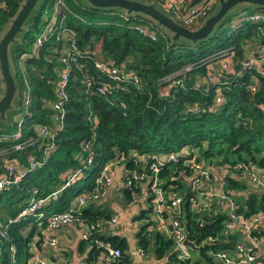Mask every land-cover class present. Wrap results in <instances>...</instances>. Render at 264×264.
I'll use <instances>...</instances> for the list:
<instances>
[{
	"label": "trees",
	"instance_id": "obj_1",
	"mask_svg": "<svg viewBox=\"0 0 264 264\" xmlns=\"http://www.w3.org/2000/svg\"><path fill=\"white\" fill-rule=\"evenodd\" d=\"M23 1L0 0V35L18 12ZM175 1L187 7L198 5L203 0ZM65 3L71 11L66 26L75 32L77 48L83 54H87L89 50L94 56L110 61V64L124 66L127 71L135 72L143 84L139 89L130 86L128 90L123 91L107 82L105 76H100L93 67L92 59H81L78 63H84L85 66L80 69L78 63L73 64L66 87L68 100L64 103V128L54 136L52 147L49 148L48 140L38 134V128L43 125L52 126V103L55 100L53 82L56 80L57 72L63 67L61 63L63 42L50 40L33 56L25 59L31 104L21 124V138L15 140L13 137L17 131L18 119L7 118V122L0 120V177L8 175L9 165L17 167V174L21 176L15 184L0 191V223L4 225L8 220L17 219L9 224L7 237L0 238V264L21 262L27 264L32 257L31 244L37 232L38 221L34 217L19 218V215L27 207L32 189L36 188L40 195L47 196L60 187L68 175L81 165L83 158L86 157L80 148L82 142H90L93 149V163L87 171V176L78 185L64 190L57 200L47 205L43 209L45 214L63 212L76 195L83 190L91 191L104 165L120 156L130 159L135 155L159 152L166 154L190 147L198 148L200 154L207 160L222 159L230 163L241 162L264 167L263 79L260 91L252 95L246 91L251 72H247L243 77H229L228 85L231 90L224 93L226 103L217 108H212L214 104L212 93L194 90L192 82H187L184 89L179 86L173 87L171 95L167 98H161L158 92L163 78L178 73L185 66L203 60L217 50L235 46L234 57H242L240 45L253 37L256 33L255 25L250 22L241 23L237 30L226 37L224 44L214 49L206 48L208 41L198 42L200 45L194 49L192 44L185 40L171 42V38L165 34H159L156 41H152L135 28L148 24L139 16L126 18L113 9L89 7L81 0H65ZM156 3L161 6L159 1ZM41 16V14L34 16L29 31L20 37L19 42L12 45L11 64L16 66L17 58L22 53L31 51L40 31ZM229 20L230 17L226 22ZM223 26L224 22L219 28ZM261 39L264 41V35ZM205 73V67H201L192 71L190 77L194 79L197 74ZM15 74L18 76L20 90L17 91L14 110L11 112H18L20 117L22 93L27 87L21 75L18 72ZM85 76L99 77L100 81H106L110 85L108 94L105 97L88 95L83 82ZM94 81L97 82L96 79ZM108 99L115 104L111 105ZM120 103L123 104L122 107L119 106ZM197 104L203 109L199 115L186 111L187 107ZM28 138L37 140V143L14 151L16 143ZM30 157H35L41 165L30 170ZM132 167L133 163L130 162L128 168ZM81 183L83 184L79 186ZM229 184L236 189H243L232 180ZM122 194L126 202L131 200L129 193L122 191ZM247 197L246 216L263 209V203L257 205L258 195L249 193ZM100 214L94 212L93 207H87L81 212L87 223L95 224L110 219V217L102 219ZM41 222L44 226L45 221ZM185 225L190 239L198 243L208 236H216L221 229L219 220L202 225L192 222L189 214L185 216ZM95 236L123 251L124 243L116 238ZM137 238L139 246L146 252L153 241V251L157 260L169 257L168 261L174 263L171 241L159 234L150 241L142 232ZM89 244L91 251L88 262L96 260L97 254H100V250L92 243ZM10 247L13 248V253ZM227 248L229 246L226 243L202 247L198 253L202 258L196 259L192 264L209 262L206 255L208 250Z\"/></svg>",
	"mask_w": 264,
	"mask_h": 264
},
{
	"label": "built area",
	"instance_id": "obj_2",
	"mask_svg": "<svg viewBox=\"0 0 264 264\" xmlns=\"http://www.w3.org/2000/svg\"><path fill=\"white\" fill-rule=\"evenodd\" d=\"M51 1L50 8H45L43 11L40 31L32 44L31 51L22 53L17 58L16 66L14 65L15 71L21 75L27 90L22 93V113L18 119L17 131L13 135L15 140L21 138V124L29 112L31 104L30 91L25 76V59L33 56L46 42L61 41L63 42L61 55L63 67L57 72L56 80L53 82L55 100L52 103V126L43 125L38 128V134L48 140L49 148L52 147L54 136L64 128V103L68 100L66 87L73 64H77L81 59H92L93 67L100 76H105L107 82L114 84L116 88L119 85L123 91L128 90L127 88L130 86L139 89L143 84L135 72L127 71L124 66L110 64V61L94 56L89 50L87 54H83L76 46L75 32L65 24L68 14L71 13L67 9L65 0ZM150 1H159L169 15L188 29L198 27L213 11L217 3V0H203L198 5L183 7L175 0ZM233 18L230 27L239 26L243 22H250L256 26V33L249 39V41L252 39L255 41L247 46L243 44L240 48L242 57L234 61L235 46H232L226 52L214 53L203 60L185 66L178 73L161 80V88L158 90L161 98L169 97L175 86L184 89L187 82H192L194 90H200L207 84L216 94L213 96L214 104L211 106L217 108L226 103L224 93L231 90L228 78L231 76L243 77L247 72L251 73L246 89L252 94L260 91L261 79L264 80V41L261 39V36L264 35V23H260L264 22V9H257L255 13L249 15L240 13ZM138 29L141 34L149 37L152 41H155L160 34L149 23ZM258 29H262V32L260 33ZM77 66L80 69L85 64L78 63ZM201 67H205V75L197 74L192 79L190 73ZM199 77L202 78L199 79ZM83 82L88 95L95 94L105 97L110 89V85L104 80L100 81L99 77L85 76ZM110 103L111 105L115 104ZM119 106L122 107L123 104L120 103ZM186 111L192 114L196 112L197 114L193 115H199L203 109L201 106L195 105L187 107ZM123 115L125 116V113ZM36 143L37 140L28 138L16 143L13 149L20 151L27 146H34ZM80 148L86 155L81 165L68 175L60 187L47 196L40 195L36 188L32 189L28 205L21 211L19 218L34 217L38 221L37 226H43L41 221H45L46 228L43 232L46 236L47 231L60 229L70 224L85 226L81 236L82 241L88 245L92 243L103 255L100 262L94 260L87 264H113L123 255L119 248L113 247L95 236H102L106 227H110L113 232H116L119 229L121 218L119 213L111 216L109 220L95 224L87 223L81 216L83 210L106 195L118 169L122 170L121 191L129 193L131 196V200L126 204L129 208L138 209L136 214L138 218L136 222L139 224L138 234L142 232V235L150 240H154V236L159 234L172 242L174 263H170L167 259L169 257H166L161 260L164 264L184 262L192 264L196 259L202 258L196 251L184 245L186 235L198 249L220 243L228 244L229 248L227 249L208 250L206 255L209 257V262L205 264H264V167L241 162L230 163L222 159L207 160L200 154L198 148L190 147L163 155L158 153L135 155L130 159L120 156L104 165L96 177L95 187L91 191L83 190L76 195L65 211L45 214L43 209L47 205L57 200L64 190L78 185L87 176V171L93 163L92 144L82 142ZM130 162L133 163L132 168H128ZM40 165L41 162L35 157L29 158L30 170H34ZM17 172V167L8 166V175L0 177V191L16 183L21 177ZM230 180L238 183L243 189L232 187L229 184ZM249 193L259 196L257 205L263 203V209L246 216ZM188 214L192 218V222L202 225L219 220L221 229L216 236H208L200 243L192 241L187 229L184 228L185 216ZM16 220H8L4 225L0 223V238L7 237L9 224ZM43 243L52 247L56 241L53 237H49L48 242ZM10 251L14 252L12 247H10ZM39 252L33 242L31 244L32 257L27 261V264H47ZM134 255L145 257L146 251L138 246Z\"/></svg>",
	"mask_w": 264,
	"mask_h": 264
},
{
	"label": "water",
	"instance_id": "obj_3",
	"mask_svg": "<svg viewBox=\"0 0 264 264\" xmlns=\"http://www.w3.org/2000/svg\"><path fill=\"white\" fill-rule=\"evenodd\" d=\"M37 1L38 0H24L20 5L18 12L6 25V30L4 29L5 31L3 30L0 35V91L3 86V93L0 98V120L3 122H7L8 113L14 109L15 97L17 95L15 80L13 79L10 70V66H12L14 70V66L10 61L11 47L19 42L17 41V37L19 35L26 33L25 31H22V26L35 7ZM85 1L88 4L81 0L83 4H86L89 7L125 11L128 17L139 16L142 19V17L145 16L150 20L147 22H151L153 24L155 22V24H158L160 27H163L165 30L170 32L172 34L170 37L171 42L175 43L178 40H185L193 45L207 40L213 33L215 26L218 25L227 13L230 12L236 5L243 3L256 6V10L264 9V0H217L213 11L204 19V21H202L198 27L188 29L178 23L171 15L170 18V16H168L169 14L161 6H159L156 1H151L153 2L151 4L141 3L136 0ZM184 228L186 230V225ZM184 245L193 251H199L198 247H195V243L189 241L188 235H186Z\"/></svg>",
	"mask_w": 264,
	"mask_h": 264
},
{
	"label": "crops",
	"instance_id": "obj_4",
	"mask_svg": "<svg viewBox=\"0 0 264 264\" xmlns=\"http://www.w3.org/2000/svg\"><path fill=\"white\" fill-rule=\"evenodd\" d=\"M122 170L118 169L112 179L111 186L108 187L106 195L99 201L92 203L88 207H93L94 212H100L102 219H107L116 213L121 215L119 220V229L113 232L110 227H106L102 236L116 238L124 243L123 258L113 264H164L161 260L155 258L153 251V241L147 250L145 257L134 255V251L139 246L138 226L136 222L137 208H129L121 191ZM81 183L79 186H81ZM86 186V184L84 185ZM44 226H36V235L33 238L35 247L40 251L47 264H87L91 251L90 245L83 243L81 236L85 226L70 224L63 228L53 231H47V236L43 230ZM49 237H53L56 244L49 247L43 242H48ZM199 253V252H196ZM102 253L97 254L96 260H102Z\"/></svg>",
	"mask_w": 264,
	"mask_h": 264
},
{
	"label": "rangeland",
	"instance_id": "obj_5",
	"mask_svg": "<svg viewBox=\"0 0 264 264\" xmlns=\"http://www.w3.org/2000/svg\"><path fill=\"white\" fill-rule=\"evenodd\" d=\"M84 1V3H86V4H88L85 0H83ZM136 1H138V2H141V3H146V4H151V3H153V2H151L150 0H136ZM50 6H51V3H50V0H38L37 1V3H36V5H35V7L33 8V10H32V12L30 13V15L28 16V18L26 19V21L24 22V24H23V26H22V31H25V32H27V31H29V28H30V25H31V23H32V19H33V17L34 16H36V15H39V14H43V11H44V9L46 8V9H49L50 8ZM255 7L256 6H253V5H247V4H238V5H236L230 12H228L227 13V15L223 18V20L220 22V23H223L224 22V26L220 29L219 27H218V25L220 24H218V25H216L215 26V28H214V31H213V33L208 37V39L207 40H204V41H202V42H207L208 41V44H206L205 46H206V48H210V49H214L216 46H218V45H221V44H224V42H225V39H226V37H229L230 36V34H232L235 30H237V27H240V25L239 26H233V27H230V25H231V23H232V21H233V17L235 16V15H239L240 13H244L245 15H249V14H252L254 11H256V9H255ZM68 9V8H67ZM116 12H118V13H120V14H122V16L123 17H128L127 16V14H126V12L124 11H122V10H117ZM236 13V14H235ZM235 14V15H234ZM233 15V16H232ZM43 16V15H42ZM168 16H170V15H168ZM136 17V16H135ZM228 17H230V19L231 20H229L228 22H226V20H227V18ZM170 18H171V16H170ZM252 18V20H253V17H251ZM142 20L143 21H145L146 23H149V24H151L157 31H159L160 32V34H165V36L166 37H171L172 36V34L170 33V32H168L167 30H165L163 27H160L158 24H155V22H154V24L153 23H151V22H147L149 19L147 18V17H145V16H143L142 17ZM255 20H259V19H255ZM254 20V21H255ZM150 21V20H149ZM41 22V21H40ZM260 23H264V22H260ZM65 24H66V21H65ZM158 25V26H157ZM69 28V27H68ZM137 30H138V32L140 33V31H139V27L138 26H136L135 27ZM69 29H71V28H69ZM6 30V29H5ZM4 30V31H5ZM71 30H73V29H71ZM259 31H260V33L262 32V29H258ZM20 34V33H19ZM18 34V35H19ZM17 35V36H18ZM22 35V34H21ZM21 35H19L18 37H17V41H19L20 40V37H21ZM75 36H76V34H75ZM156 41V40H155ZM255 40H247L246 42H243V44L245 45V46H247L249 43H253ZM243 44H241L240 46H241V48H242V46H243ZM200 44H198V43H196V44H192V47L195 49V48H197L198 46H199ZM244 46V47H245ZM24 47H26V43H24ZM230 48H225V49H222V50H217V51H215V53H219V52H226V51H228ZM248 54V53H247ZM237 60H239V57H234V61H237ZM14 66V65H13ZM10 70H11V74H12V76H13V79L15 80V84H16V88H17V91H19L20 90V87H19V84H18V76L15 74V72H14V70H15V68H14V70H13V67L12 66H10ZM16 75V76H15ZM255 75V74H254ZM25 76L27 77V79H28V82H29V77H28V68H27V66L25 67ZM202 77H199V79H201ZM29 84H30V82H29ZM118 87H119V89L121 88L119 85H117ZM182 88V87H181ZM200 91H202V92H204V93H206L207 92V94H210V93H212V95L213 96H216V94H215V91L209 86V85H207V84H205L201 89H200ZM246 91H248L250 94H252L249 90H246ZM170 92V90L168 91V93ZM2 93H3V86L1 87V91H0V98L2 97ZM257 93V92H256ZM206 94V95H207ZM255 94V93H254ZM254 94H252V95H254ZM225 97V96H224ZM226 100V99H225ZM108 102L110 103V102H112V103H115V102H113L112 100H110V99H108ZM13 103H14V101H13ZM13 106V105H12ZM197 106H200V104H197ZM14 110V109H13ZM193 114H197L196 112H193ZM7 118H8V120H12L13 118H15V119H19V117H18V112L17 113H15V112H10V113H8V115H7ZM15 134V133H14ZM13 134V135H14ZM178 150V149H177ZM176 150V151H177ZM159 154L160 155H163L164 153H161V152H159ZM79 167V166H78ZM78 167H76L75 169H77ZM32 224H30V226H31ZM201 263L203 264V261H201ZM21 264H23V262H21Z\"/></svg>",
	"mask_w": 264,
	"mask_h": 264
},
{
	"label": "bare ground",
	"instance_id": "obj_6",
	"mask_svg": "<svg viewBox=\"0 0 264 264\" xmlns=\"http://www.w3.org/2000/svg\"><path fill=\"white\" fill-rule=\"evenodd\" d=\"M199 252V251H198Z\"/></svg>",
	"mask_w": 264,
	"mask_h": 264
}]
</instances>
